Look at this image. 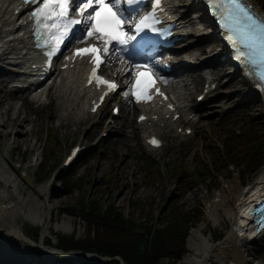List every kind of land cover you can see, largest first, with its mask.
<instances>
[{
  "label": "rangeland",
  "instance_id": "374dc122",
  "mask_svg": "<svg viewBox=\"0 0 264 264\" xmlns=\"http://www.w3.org/2000/svg\"><path fill=\"white\" fill-rule=\"evenodd\" d=\"M255 1L258 2L261 9H264V0ZM182 2H189V0H183ZM197 33L200 34V38L206 39L205 42H208L211 48H216L217 45L212 44L213 40L211 38L204 37L206 35L204 30H198ZM203 53L205 54L204 57L208 55L206 49ZM1 67L4 68L5 65ZM228 69L229 68L227 67V70ZM219 79L220 83L218 90H216L217 93L212 96L213 99H217V103H219V105L213 106L214 112L212 115L203 118L201 121L196 123V129L198 131L197 136L195 138L185 139L184 141H180L181 139L169 138L165 149L157 154H153L152 156L143 152L135 140L124 137L122 134L116 135V133H113V135L107 136L104 143H95L96 141L94 139L99 134V128L104 126V121H102L101 124L94 123L92 122L91 117H87L86 113H84L83 116L75 112L69 115L68 121H71L70 119L76 120L79 119V117H84L82 118L83 123L80 126H72V128H76L75 132L70 130V127L58 130V127H54L52 129L50 127L51 125H48L47 132H44L43 134L40 133L38 135L36 134L38 128L44 129L45 126H43V124L41 125V122L37 120L38 124L33 126V133L40 139L39 143L46 141L51 132L54 136V139H52L53 141L51 140L50 143V145L56 146L55 151L52 154V160L50 161L52 165L48 168L50 172L52 169H59L61 156L66 151L68 143L72 139L76 140L78 136H81L83 142L86 144L93 145V143H95V145L87 150L82 159L79 162H76L74 167L70 170L71 173H73V171L78 172L75 176H84V182L82 183L81 188L82 190H73L70 193L62 194L63 201H51V205L55 206L52 216H48L41 223H32L21 217L18 222L22 225L25 233L29 230V233L32 234V231L35 228H40V237H35L37 244H39L41 240L48 238L52 244H55V233L67 234L74 229V226L77 227V231L74 230L77 232V236H83L85 232L83 225L85 222L76 217H72L73 221L70 229H57V221L65 214L61 215L56 211L61 205L69 206L75 204L82 195L84 196V194H88L90 198H99L102 202L107 203L109 201H113L120 208L126 211L128 210L129 213L132 211L133 215L137 216L142 221H147L149 219L152 220V215L157 214V216H159L157 220L152 221L155 228H160L163 225L160 222L161 214L165 212L171 202L182 206L186 210L200 206L203 210V217L200 221L205 220V226L202 228V233L208 237L211 235L214 238L213 241H218L223 238L226 231L230 228V219L223 214L221 209L218 212V220L216 222H213L211 219H206V204L213 198L214 193L221 188L223 182L232 181L234 176H237L238 178L240 177V180L242 181V176L247 173L249 174L250 171L246 170L245 166L238 167L229 163L227 158L226 161L223 162V166H221L222 168L214 172V178L207 176L203 171L198 172V169L206 168V166L213 169L215 167V163L211 161V158L213 155L217 156V154L213 153V151L216 150L215 146L223 147V145H225L226 150L227 147L232 144H239L243 138L242 135H245V131L251 125L259 130L261 134H264V117L259 116V112L262 111V105L258 98L247 102V104H245V108L242 107L243 110L240 109L241 106L226 108V105L229 102L237 103L239 100L243 101L248 95L245 93L242 81L236 75L225 72ZM219 90L225 95V97H227L224 101H220L219 99L221 96L219 94ZM2 93L7 97L8 93L11 92L3 91ZM13 103L15 106H19L17 105V99L15 98ZM6 104L7 103H3L1 105L3 114L0 118L5 121L9 120V125H11L13 115L9 118V115L6 113ZM52 107L55 117H57V115H62L63 109L60 107L58 102ZM237 108L242 110L240 112V117H237V114H232L231 116L234 118V120H232V118H229V113L233 110L237 111ZM27 109L30 117L34 120V116L37 114L33 113L29 108ZM24 112L25 111L22 109L21 115H23ZM222 120L224 121L221 122ZM244 120H248L249 124L243 125ZM30 127L31 124L29 123L24 125L25 130ZM84 128H86L85 131ZM112 131H114V129ZM232 133L237 135V137H234V140L231 139L233 137ZM84 137L87 140H84ZM34 141L35 136L31 135V144L34 143V150H31V153L28 154V158H32L37 155V160H39L43 151L40 149L41 146L38 147V144H35ZM36 141H38V139ZM226 144L228 145L227 147ZM202 145L204 147H202ZM22 146L20 148L21 150ZM55 157L56 159H54ZM263 166L264 165L259 166V169L256 168L255 171H258L253 174L251 182H254V180L258 177L260 171L263 169ZM167 167L172 170L176 168L177 172H173L172 174ZM70 172L65 174V172L59 171L56 174L57 178H55V180L50 179L49 182L52 181L57 185V179L61 176L63 177L68 175ZM107 175L110 177L108 181L105 180ZM104 177L105 179H103ZM148 178L151 179L150 182H146V179ZM193 178H195V180ZM213 182L215 184L214 186H212ZM241 183L242 182H240V185L238 184L235 187L239 190H244L246 186L243 187ZM184 186L186 191H182ZM62 189V186L58 187L57 193H60ZM132 201L140 203V208H133ZM142 202L144 203L143 211H146V209L149 211V219L144 214L145 212L142 214V211L139 210L142 208ZM149 202L151 204H149ZM58 205L60 206L58 207ZM199 222H197L195 226L188 228V234L192 228L199 224ZM217 230H220L222 234L220 237L218 236L216 238L215 235ZM261 236L253 244H251L249 255L247 256V259H250V262H254V264H264V253L261 254V256L256 253L258 245L263 242ZM22 241L21 242L25 244V247L28 246L27 239ZM185 246L188 248V251H185L182 254L176 264H183L181 261L183 255L193 251L190 250L187 243H185ZM77 257L73 259L74 263H76V260L78 261ZM252 257H256L258 260L253 261ZM212 258L214 257L212 256ZM207 262L208 261L206 260L205 264H216L211 260H209V263Z\"/></svg>",
  "mask_w": 264,
  "mask_h": 264
},
{
  "label": "bare ground",
  "instance_id": "6f19581e",
  "mask_svg": "<svg viewBox=\"0 0 264 264\" xmlns=\"http://www.w3.org/2000/svg\"><path fill=\"white\" fill-rule=\"evenodd\" d=\"M254 3L255 8L259 9ZM172 2V3H171ZM181 3H173L170 1V7L175 14H178V25L182 35L191 33L192 27L199 23L189 10V6ZM15 0H0V60H3L7 66H19L21 69L14 74L9 75L10 81L17 84L25 82L26 78H31L32 74H28L27 70L32 63H36L38 58L36 52L32 49L31 44L25 34L26 24L22 10L14 13ZM207 22L202 20L200 28L207 26ZM209 27V25H208ZM205 27L207 31L210 27ZM199 36V35H197ZM215 52L209 57V61H202L201 64L205 68L208 65L215 63L216 54L220 50L214 49ZM208 67V66H207ZM202 68V69H203ZM224 65L214 67L209 71V74H223ZM2 72L0 69V74ZM58 96L61 104L65 107L75 108L81 98H87L88 90H85L80 82V66L75 69H66L58 73ZM193 83L198 84L202 79L198 75H193ZM212 82H216L212 78ZM250 94L257 95L252 91L250 83L246 82ZM1 92V91H0ZM264 102V98L260 97ZM4 103L3 95H0V117L3 114L1 105ZM22 109L15 106L10 100L6 104V113L13 115L11 125L9 120L5 121L0 118V260H4L9 264H57L56 259L51 256L40 257L30 256L19 248L22 243L19 239H24L25 234L18 220L23 217L32 223H41L48 216H52L54 205L51 201H63L59 197L55 199V194H47V189L34 183L27 184L21 179L20 174L16 173L17 165L10 161H22L24 154L20 152L19 147L24 144L26 148L33 150L34 143L31 144V135H33V126L38 124L37 119H32L25 111L21 115ZM260 117H264V108L259 112ZM66 118V117H65ZM50 118L48 119V121ZM46 119L41 121L42 124L48 123ZM26 122L31 123L32 127L25 130ZM49 124V123H48ZM60 124L67 126V121H62ZM8 136L7 143L3 142L2 136ZM7 145V150L4 149ZM15 149V150H14ZM34 160V158L32 159ZM240 185V179L237 176L233 177L232 181L223 182L221 188L214 193L213 198L206 204V219H211L213 222L218 220V212L221 209L223 214L230 219V228L226 231L225 236L218 241H212L208 236L202 233V228L205 226V220L189 231L186 237L187 246L191 252L185 253L182 257L183 264H205V261H214L216 264H251L247 256L249 249L260 236L261 231L255 232L254 227L247 224L245 214L248 212L247 202H252L255 199V194L258 189L264 187V170L259 174V179L255 181L258 188L243 198L244 190H239L235 186ZM60 205H58L59 207ZM72 217L65 214L57 221L56 228L65 230L72 227ZM245 225L243 235L234 234V231ZM235 242H238V248L241 257L244 260L231 257V249ZM23 244V243H22ZM27 251V250H26ZM77 251H72L70 254L77 257ZM198 254V255H197ZM212 258V259H211ZM207 262V263H208Z\"/></svg>",
  "mask_w": 264,
  "mask_h": 264
},
{
  "label": "snow or ice",
  "instance_id": "6c2138e0",
  "mask_svg": "<svg viewBox=\"0 0 264 264\" xmlns=\"http://www.w3.org/2000/svg\"><path fill=\"white\" fill-rule=\"evenodd\" d=\"M23 3L37 4L29 13V19L33 21L37 47H46L49 57L56 55L65 42L74 37L79 25H84L85 37L94 36L103 42L102 50L105 54L113 49L127 52L128 46L134 47L133 42H136L145 30L166 34L156 27L159 20L155 11L159 8L161 0H154L152 10L139 19H136L135 14L144 0H23ZM106 4L111 14L101 18L100 8ZM207 5L224 29L225 39L234 49V58L245 67L255 66L256 71L250 69L248 74L258 78V86L264 87V84L259 83L264 82V17L255 12L253 6L245 0H207ZM76 14L81 18H74ZM105 24L113 27L116 34L103 33L101 27ZM87 52L88 49H77L75 54ZM95 72L96 69L93 68L94 76ZM96 79L98 82L102 80L101 77ZM103 83L107 84L110 90L117 87L106 80ZM151 142L158 143L155 139ZM254 212L258 231H264V205L256 208ZM240 235H243V231Z\"/></svg>",
  "mask_w": 264,
  "mask_h": 264
},
{
  "label": "trees",
  "instance_id": "16d2710c",
  "mask_svg": "<svg viewBox=\"0 0 264 264\" xmlns=\"http://www.w3.org/2000/svg\"><path fill=\"white\" fill-rule=\"evenodd\" d=\"M244 143H247V141L245 140ZM216 154L215 161H217V164L214 168L215 171L222 168L221 166H223L226 158L229 163L235 166H245L246 170L250 172L256 170L255 161L257 157L246 146L241 149L235 143L227 147L223 154L218 153V151ZM201 171L209 177H215L208 166L198 169V172ZM150 181V178L146 179V182ZM214 185L213 182L212 186ZM96 204V201L92 202L93 207ZM149 204L151 203L149 202ZM139 205L140 203L137 201H132L133 208H140ZM143 205L144 203L142 202V208L139 210L142 211V214L145 212L144 214L149 219V211L147 209L143 211ZM60 212L62 213L59 209L58 213ZM99 216V214L92 213L86 215V221L83 225L85 231L83 236H77V232L74 231L76 229L75 226L74 232L70 234H57V245L63 250L80 249L96 252L99 255H119L126 264H176L182 254L188 251V248L185 246V236L187 235L188 228L202 219L203 210L199 206L186 210L182 206L171 202L170 206L161 214L160 222L163 225L155 230L152 237L149 236L150 239L146 240L147 248L140 258L135 255L132 246V242L138 236L132 231V223L128 219H120L119 214L110 216V218H100ZM119 225H122V227H119ZM147 228L149 230L151 226L147 224ZM33 234L35 237L39 236V228H35ZM220 235L221 232L217 231L215 237H220ZM256 253L259 256L264 253V239L258 245ZM80 264H119V262L117 259L96 260L84 256Z\"/></svg>",
  "mask_w": 264,
  "mask_h": 264
},
{
  "label": "water",
  "instance_id": "95a60500",
  "mask_svg": "<svg viewBox=\"0 0 264 264\" xmlns=\"http://www.w3.org/2000/svg\"><path fill=\"white\" fill-rule=\"evenodd\" d=\"M238 245H239V243H238V242H235L233 248L230 250V251H231L230 255H231V257H233V258H238V259L244 260V258L241 257V253H240V251H239ZM79 253L84 254V255H87V256H90V257H94V258H96V259H102V258H105V259H112V258H117V259L119 260L120 264H123L121 258H119V257H117V256H114V257H112V258H109V257H100V256H96V255H93V254H91V253H87V252H79Z\"/></svg>",
  "mask_w": 264,
  "mask_h": 264
}]
</instances>
